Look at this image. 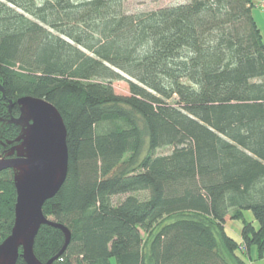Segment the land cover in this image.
Masks as SVG:
<instances>
[{"label":"trees","instance_id":"obj_1","mask_svg":"<svg viewBox=\"0 0 264 264\" xmlns=\"http://www.w3.org/2000/svg\"><path fill=\"white\" fill-rule=\"evenodd\" d=\"M252 8L189 0L127 14L121 0H0V157L21 131L10 123L19 98L46 100L66 128L67 176L42 207L70 233L53 264L264 254V40ZM123 80L128 94H116ZM13 179L0 172V243L14 224ZM228 221H241L240 243ZM64 241L42 225L35 257L46 263Z\"/></svg>","mask_w":264,"mask_h":264},{"label":"water","instance_id":"obj_2","mask_svg":"<svg viewBox=\"0 0 264 264\" xmlns=\"http://www.w3.org/2000/svg\"><path fill=\"white\" fill-rule=\"evenodd\" d=\"M0 91L3 93L1 87ZM16 103L19 116L12 117L10 123L21 131L14 143H7L12 145L7 154L0 157V172L14 171L16 192L14 224L0 243V264H16L19 257L25 264H53L67 247L70 233L46 218L42 207L57 194L67 176L66 128L57 109L46 100L24 96ZM8 107L10 111L11 101ZM42 225L60 229L65 239L59 254L46 263H41L33 252L34 239Z\"/></svg>","mask_w":264,"mask_h":264},{"label":"rangeland","instance_id":"obj_3","mask_svg":"<svg viewBox=\"0 0 264 264\" xmlns=\"http://www.w3.org/2000/svg\"><path fill=\"white\" fill-rule=\"evenodd\" d=\"M123 4V9L125 13L127 14H142V13H147L150 11H154L163 7H168V6H174V5H179L183 3H187L189 0H121ZM261 0L258 1V7L260 9H263L260 6ZM264 10V9H263ZM264 40V37H262ZM113 90L116 94L119 95H127L128 94V87L126 81H115L112 83ZM158 154L160 155H167L170 153V149H161L157 151ZM4 157V156H3ZM146 193H139L137 196L140 199H143L146 197ZM125 199V196H118L114 198V202L118 203L121 200ZM244 219L247 222H252L254 226H257V223L253 219L252 215L250 212H244ZM226 226V232L227 234L235 240L237 243H240V230H241V221H228ZM260 258V257H259ZM257 256H255V252L252 251L250 260H257ZM249 260V264L250 263ZM114 264V262H113Z\"/></svg>","mask_w":264,"mask_h":264},{"label":"crops","instance_id":"obj_4","mask_svg":"<svg viewBox=\"0 0 264 264\" xmlns=\"http://www.w3.org/2000/svg\"><path fill=\"white\" fill-rule=\"evenodd\" d=\"M259 0H252L253 8H252V16L260 30L261 36L264 37V10L258 7ZM227 226V224H226ZM225 226V229H226Z\"/></svg>","mask_w":264,"mask_h":264},{"label":"built area","instance_id":"obj_5","mask_svg":"<svg viewBox=\"0 0 264 264\" xmlns=\"http://www.w3.org/2000/svg\"><path fill=\"white\" fill-rule=\"evenodd\" d=\"M260 6L264 9V0H261ZM251 264H264V254L257 260H250Z\"/></svg>","mask_w":264,"mask_h":264},{"label":"flooded vegetation","instance_id":"obj_6","mask_svg":"<svg viewBox=\"0 0 264 264\" xmlns=\"http://www.w3.org/2000/svg\"><path fill=\"white\" fill-rule=\"evenodd\" d=\"M7 154V153H6ZM14 156V155H13Z\"/></svg>","mask_w":264,"mask_h":264}]
</instances>
